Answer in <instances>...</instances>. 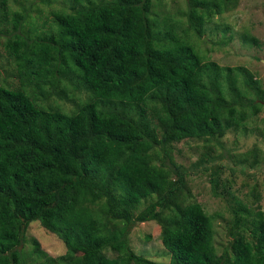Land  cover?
<instances>
[{
    "label": "trees",
    "instance_id": "obj_1",
    "mask_svg": "<svg viewBox=\"0 0 264 264\" xmlns=\"http://www.w3.org/2000/svg\"><path fill=\"white\" fill-rule=\"evenodd\" d=\"M59 1L40 34L29 9L0 0V37L18 79L0 83V264H42L39 241L26 236L34 221L78 251V264H162L129 245L131 228L149 220L160 222L168 264H264V211L231 195L218 253L222 213L185 191L187 173L171 153L196 139L207 162L228 128L260 110L255 79L204 61L177 20L152 13L160 0ZM185 1L198 37L205 19L236 5Z\"/></svg>",
    "mask_w": 264,
    "mask_h": 264
},
{
    "label": "rangeland",
    "instance_id": "obj_2",
    "mask_svg": "<svg viewBox=\"0 0 264 264\" xmlns=\"http://www.w3.org/2000/svg\"><path fill=\"white\" fill-rule=\"evenodd\" d=\"M160 1L163 6L153 7L152 13L166 14L170 19L177 20V32L186 37V41L204 61H211L219 66L245 68L252 79H255L257 88L262 91L260 110L256 113L249 111V116L237 128H228L220 138V147L212 148V156L207 162L199 161L206 149L199 140L185 139L171 145L173 160L187 173L185 191H190L207 212L222 213V218H216L214 224V241L218 244L216 249L220 253L227 242L225 228L230 219L231 195L264 211V0H236L233 8L213 13L210 19L204 20L201 37L188 28V20L184 15L187 8L185 0ZM8 3L14 8L18 7L17 9L20 6L29 9L27 22L31 21L32 28L28 24L25 28L40 34L47 29L50 20L48 15L61 5L59 0H51L50 3L42 0H8ZM2 36L0 83H5L3 80L6 79L13 85L18 82L16 63L13 57L6 54L5 37ZM68 90L74 92L71 86ZM78 94L82 98L87 96L84 91ZM50 100L41 99V102L48 105ZM59 103L65 111L73 107L70 101L60 100ZM251 161L255 164H251ZM213 166H216L214 172L211 170ZM216 181L220 184L218 190L214 185ZM253 191L255 195L251 194ZM131 211L134 216L136 211ZM26 236L36 238L45 253L40 260L36 258L37 263L78 264L81 254L67 248L55 233L41 226L38 221L29 224ZM128 239L134 252L168 264L169 252L161 242L160 222L149 220L136 223L131 228ZM29 251L28 242L25 244V254L28 255ZM25 258L28 264L35 260L32 256Z\"/></svg>",
    "mask_w": 264,
    "mask_h": 264
}]
</instances>
